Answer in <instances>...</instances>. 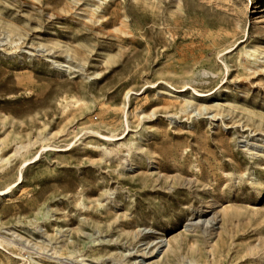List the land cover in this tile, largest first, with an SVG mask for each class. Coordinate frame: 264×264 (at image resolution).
<instances>
[{
	"label": "rangeland",
	"instance_id": "374dc122",
	"mask_svg": "<svg viewBox=\"0 0 264 264\" xmlns=\"http://www.w3.org/2000/svg\"><path fill=\"white\" fill-rule=\"evenodd\" d=\"M11 185L0 264H264V0H0Z\"/></svg>",
	"mask_w": 264,
	"mask_h": 264
},
{
	"label": "bare ground",
	"instance_id": "6f19581e",
	"mask_svg": "<svg viewBox=\"0 0 264 264\" xmlns=\"http://www.w3.org/2000/svg\"><path fill=\"white\" fill-rule=\"evenodd\" d=\"M28 163H24L25 166H27ZM18 183L22 184L23 181H24V177H23V174H22V170L21 172L19 173V177H18ZM15 186V185H13ZM13 186H9L8 188H4L3 191H0V196H5L7 195L11 190H13Z\"/></svg>",
	"mask_w": 264,
	"mask_h": 264
}]
</instances>
